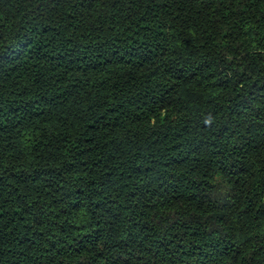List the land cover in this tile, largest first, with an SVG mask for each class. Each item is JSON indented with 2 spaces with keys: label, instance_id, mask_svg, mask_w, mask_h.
<instances>
[{
  "label": "trees",
  "instance_id": "trees-1",
  "mask_svg": "<svg viewBox=\"0 0 264 264\" xmlns=\"http://www.w3.org/2000/svg\"><path fill=\"white\" fill-rule=\"evenodd\" d=\"M0 264H264V0H0Z\"/></svg>",
  "mask_w": 264,
  "mask_h": 264
}]
</instances>
